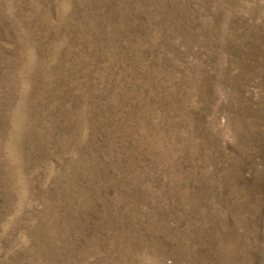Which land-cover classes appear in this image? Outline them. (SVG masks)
Masks as SVG:
<instances>
[{
	"label": "rangeland",
	"instance_id": "1",
	"mask_svg": "<svg viewBox=\"0 0 264 264\" xmlns=\"http://www.w3.org/2000/svg\"><path fill=\"white\" fill-rule=\"evenodd\" d=\"M0 264H264V0H0Z\"/></svg>",
	"mask_w": 264,
	"mask_h": 264
}]
</instances>
